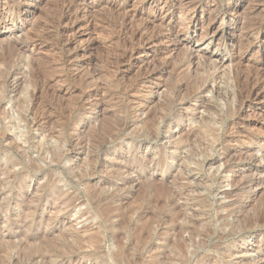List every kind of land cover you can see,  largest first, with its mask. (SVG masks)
Returning a JSON list of instances; mask_svg holds the SVG:
<instances>
[{"label":"rangeland","instance_id":"1","mask_svg":"<svg viewBox=\"0 0 264 264\" xmlns=\"http://www.w3.org/2000/svg\"><path fill=\"white\" fill-rule=\"evenodd\" d=\"M67 1L0 0V264H264V0H195L153 47L145 0Z\"/></svg>","mask_w":264,"mask_h":264},{"label":"bare ground","instance_id":"2","mask_svg":"<svg viewBox=\"0 0 264 264\" xmlns=\"http://www.w3.org/2000/svg\"><path fill=\"white\" fill-rule=\"evenodd\" d=\"M16 1H17V4L22 7L20 10L21 11L20 14H22L23 16L28 18L31 15H33L35 8H37L38 3H40L42 0H16ZM183 1L184 0H145L144 1L145 2L144 3V5H145L144 9H146L147 12L152 14V15L158 14L160 17L161 25L159 26L158 31H156L154 28L155 26H152L153 23L149 22L150 25L146 22L144 24H142L144 27L143 29H145V31H147V32L149 31L152 34V37L146 41H143V40L138 41V45H141V44L142 45H149V46L151 45V47H153L155 43H165L167 45L168 44L172 45L171 43L176 42L178 40L180 34L181 33L185 34V29L187 27H189V24L187 23L186 25L184 24V26H182L183 29L181 28V30H177V31L175 30L176 24H175V20L173 18V13L175 12V9L181 10L180 11L181 17H185L186 19L189 18L188 22L191 21L194 24L195 23L194 22L195 21V17H194L195 14H190V17H189V16H187L189 13H187L185 15L182 14L183 10L188 7L191 11L193 10L192 12H195V11L198 12V11L205 10L207 6H211V4L208 5L206 3H205V5L199 4V2H197L195 0H189V1H185V2H183ZM127 3H128V0H68L67 3L62 6V10H63L62 19L66 22H69L72 18H75V16L77 14H82V15H85L87 13L89 14V13H91V10H89V9L94 10V9H97L98 7H101L102 5L109 7V9H111V10H115L116 8H118V10H119L122 6L126 5ZM11 13H12V8L8 5V3L7 2H0V25L4 24L7 21V18ZM17 14H19V12ZM200 23L203 26L205 24V18L201 19ZM195 27H196V25H195ZM207 29H208V26L203 27L204 33L201 34L200 38H203L204 35L207 34ZM260 34H262V32H260L259 34L258 33L256 34V37H255L256 40L261 37ZM150 49H152V48H150ZM79 50L81 52L76 51V54L84 52L81 49H79ZM131 55H132V53H130V57H131ZM147 59L140 60L139 63H146ZM150 59H152V58H150ZM151 62H152V60L150 61V63ZM146 65H144V66L148 67V65L147 66ZM246 79L249 81V83L251 85H250V88L248 89V92L246 93V96L244 97L245 101L260 102V101L264 100V87H263L264 73L256 74L255 76L250 75ZM146 86H147L146 83H144L142 88L145 89V88H147ZM242 100H243V98H242ZM241 102H239V103L241 104ZM241 105H243V104H241ZM239 110L240 109H238V111ZM162 184L164 185V183H162ZM163 187L164 186L161 187L159 185V188L156 190L162 192L164 189ZM223 194L225 195V197H229V195H231L232 193L230 194L229 192H227V193L224 192ZM232 203L230 202L225 207L230 208L233 205ZM182 228L183 227H181L179 229L182 230ZM197 263L203 264V262L202 263L197 262Z\"/></svg>","mask_w":264,"mask_h":264}]
</instances>
